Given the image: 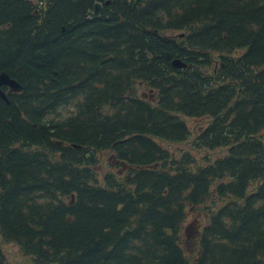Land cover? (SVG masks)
<instances>
[{
    "label": "trees",
    "instance_id": "1",
    "mask_svg": "<svg viewBox=\"0 0 264 264\" xmlns=\"http://www.w3.org/2000/svg\"><path fill=\"white\" fill-rule=\"evenodd\" d=\"M1 71L26 264H264V0H0Z\"/></svg>",
    "mask_w": 264,
    "mask_h": 264
},
{
    "label": "rangeland",
    "instance_id": "2",
    "mask_svg": "<svg viewBox=\"0 0 264 264\" xmlns=\"http://www.w3.org/2000/svg\"><path fill=\"white\" fill-rule=\"evenodd\" d=\"M142 89H143V91H145V93H147L149 91V89L146 87H141V90ZM189 123H190V125H193L194 121L189 120ZM194 126H196V125L194 124ZM162 146L168 148L169 150L178 149L179 147H181V148L185 147L184 145H180V144L178 145V144H168V143H163ZM193 152L197 156L199 155V153H196V151H193ZM218 153H220L219 149L213 151L211 155H212V157H216L218 155ZM184 228H186V230H187L188 225ZM192 232H193V230L191 228V230H190V236L191 237L189 236L191 238V240H189V242H188L190 244L194 240V233L192 234ZM0 242H1V247H2L1 249L4 252L9 263H12V264H26V263H28V258L22 254V252L20 251V249L17 245H15L14 243H5L2 241H0ZM191 245H193V243ZM188 246H190V245L188 244Z\"/></svg>",
    "mask_w": 264,
    "mask_h": 264
},
{
    "label": "water",
    "instance_id": "3",
    "mask_svg": "<svg viewBox=\"0 0 264 264\" xmlns=\"http://www.w3.org/2000/svg\"><path fill=\"white\" fill-rule=\"evenodd\" d=\"M100 8L101 5L98 2L94 3L93 10L89 12V15L91 17H96L99 14ZM172 63L177 67L184 66V63L178 59H174ZM2 85H7L10 90H18L21 88L20 85L14 79L10 78L6 72H0V96L3 99H5V94L1 89Z\"/></svg>",
    "mask_w": 264,
    "mask_h": 264
}]
</instances>
